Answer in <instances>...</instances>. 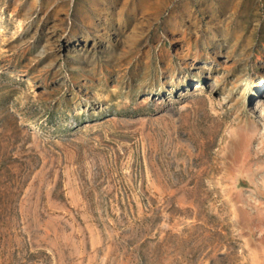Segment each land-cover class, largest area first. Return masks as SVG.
Wrapping results in <instances>:
<instances>
[{"label": "rangeland", "instance_id": "1", "mask_svg": "<svg viewBox=\"0 0 264 264\" xmlns=\"http://www.w3.org/2000/svg\"><path fill=\"white\" fill-rule=\"evenodd\" d=\"M0 264H264V0H0Z\"/></svg>", "mask_w": 264, "mask_h": 264}]
</instances>
